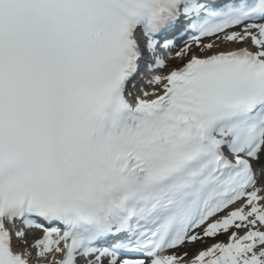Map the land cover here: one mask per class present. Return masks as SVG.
<instances>
[{
	"label": "snow or ice",
	"instance_id": "6c2138e0",
	"mask_svg": "<svg viewBox=\"0 0 264 264\" xmlns=\"http://www.w3.org/2000/svg\"><path fill=\"white\" fill-rule=\"evenodd\" d=\"M0 264H264V0H0Z\"/></svg>",
	"mask_w": 264,
	"mask_h": 264
},
{
	"label": "bare ground",
	"instance_id": "6f19581e",
	"mask_svg": "<svg viewBox=\"0 0 264 264\" xmlns=\"http://www.w3.org/2000/svg\"><path fill=\"white\" fill-rule=\"evenodd\" d=\"M228 46H230V45H228ZM177 61V60H176Z\"/></svg>",
	"mask_w": 264,
	"mask_h": 264
}]
</instances>
